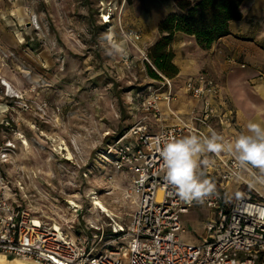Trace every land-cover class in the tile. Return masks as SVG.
<instances>
[{
	"label": "rangeland",
	"instance_id": "374dc122",
	"mask_svg": "<svg viewBox=\"0 0 264 264\" xmlns=\"http://www.w3.org/2000/svg\"><path fill=\"white\" fill-rule=\"evenodd\" d=\"M142 1L0 0V149L9 157L4 165L12 183L22 185L17 197L29 209L64 221L72 217L67 205L74 200L87 221L98 209L92 197L97 190L109 213L130 218L133 184L103 150L108 135L135 121L141 95L154 82L152 71L158 73L152 54L164 33ZM244 2L246 32L210 48L192 36L171 43L173 61L196 65L187 74L205 70L219 81L238 112L236 140L250 134L251 120L264 123V8L246 9ZM129 31L140 38L126 36ZM108 34L122 52L112 51L104 39ZM233 55L234 63L228 60ZM174 77L183 95L178 81L186 75L179 68ZM191 103L182 96L176 107L186 111ZM253 167L264 179V170ZM110 174L113 183L106 180ZM260 189L264 194V186ZM241 191L231 189L229 201ZM211 214L202 206L183 214L182 240L205 241ZM123 262L129 264L127 258Z\"/></svg>",
	"mask_w": 264,
	"mask_h": 264
},
{
	"label": "built area",
	"instance_id": "2783aa9c",
	"mask_svg": "<svg viewBox=\"0 0 264 264\" xmlns=\"http://www.w3.org/2000/svg\"><path fill=\"white\" fill-rule=\"evenodd\" d=\"M107 14H103L105 21L111 17ZM126 36L140 38L136 31ZM228 60L235 62L234 57ZM125 61L133 62L128 51ZM158 73L160 77L153 78L141 95L135 121L104 144L105 159H112L114 168L133 184L130 218L98 208L86 221L74 200L67 205L72 217L64 221L29 209L17 197L22 185L12 183L4 165L9 157L0 149L1 253L46 264H124V258L129 264H264V194L260 189L264 179L251 164L241 165L227 151L229 144L234 145L235 110L222 100L216 78L201 70L183 84V93L199 104L183 112L175 106L181 94L174 77ZM213 133L225 148L218 154L207 151L200 171L213 178L215 192L201 201L186 202L164 179L157 138L196 135L203 140ZM106 180L113 183L114 175ZM233 188L242 191L229 201L227 195ZM197 206L212 213L206 220L205 241H183L182 215Z\"/></svg>",
	"mask_w": 264,
	"mask_h": 264
},
{
	"label": "clouds",
	"instance_id": "9594fccd",
	"mask_svg": "<svg viewBox=\"0 0 264 264\" xmlns=\"http://www.w3.org/2000/svg\"><path fill=\"white\" fill-rule=\"evenodd\" d=\"M113 52H122V47L108 34L104 36ZM109 54H112L111 52ZM250 134H242L234 145L229 144L227 151L233 153L241 165L251 164L264 170V127L249 123ZM221 138L213 133L211 137L201 140L196 135L180 139L163 140L157 138L158 151L165 169L164 179L174 186L179 197L186 201H201L215 192V185L207 179H200L197 174V157L204 151L220 153L225 145L219 143Z\"/></svg>",
	"mask_w": 264,
	"mask_h": 264
},
{
	"label": "trees",
	"instance_id": "16d2710c",
	"mask_svg": "<svg viewBox=\"0 0 264 264\" xmlns=\"http://www.w3.org/2000/svg\"><path fill=\"white\" fill-rule=\"evenodd\" d=\"M242 1L176 0L178 10L168 13L159 21V29L164 34L155 45L152 54L158 70L169 77H174L179 72V66L173 61L175 54L171 47L177 32L194 35L202 48H210L216 40L228 35L231 32L230 22L242 17L240 10ZM152 74L153 78L160 77L159 73L154 71ZM122 130L114 136L108 135L105 143Z\"/></svg>",
	"mask_w": 264,
	"mask_h": 264
},
{
	"label": "crops",
	"instance_id": "0c3cea01",
	"mask_svg": "<svg viewBox=\"0 0 264 264\" xmlns=\"http://www.w3.org/2000/svg\"><path fill=\"white\" fill-rule=\"evenodd\" d=\"M142 2L145 4L144 10H145L146 13H151V14L156 15L158 17L157 18L158 19L157 22L160 21L162 18H164L168 13L178 10V6L176 4V0H143ZM261 3H262V0H245L244 7L246 9L247 8L250 9V8H254V7H262V8H264V4H262V6H260ZM244 14H245V12H244ZM249 28H250V20L247 17V15H244L242 19L240 18V19H237V20H232L230 22L231 33L226 35V36H223V37L219 38L218 42L221 43V42L228 41V40L232 39L233 33H243V32H246ZM190 36H192L193 39L196 41L194 35H189V34H186L184 32L179 31V32H177L175 34V42H174V44L175 43H179L180 41H188V40H190ZM231 57H234V55L231 56ZM174 62L180 68V76L186 75V78L183 80V82L182 81L180 82V80L178 81L179 85H181V83H182V86H180V87L183 89V84H184L185 80L187 79V77L190 76V75L196 74L199 71L197 70L194 73L187 74L189 72L195 71L196 70V65L192 66L189 62L188 63L187 62L183 63L180 59H175ZM181 63H182V66H181ZM208 73H210V72H208ZM211 75H213V74H211ZM174 81H175V77H174ZM218 83H219V81H218ZM219 85H220V83H219ZM175 88L178 91V86L176 85V82H175ZM182 96H183V98H189L192 101L191 105L188 106L189 109L191 107L199 104L198 100H196V99H194L192 97L186 96L184 93H183V95H181V97ZM221 97H222V100H224V102L226 103V105H228L229 107H231V108H233L235 110L236 122H235V125L233 127V135H234L233 144H234L235 141H236V132H237V128L236 127H237V125H240L239 119H238V112H237V109H235L233 103L231 102L229 96L223 91V89H222V92H221ZM176 102H175V106H176ZM177 109H179V108H177ZM189 109H187L186 111L182 110V109H180V110H182L183 112H188ZM169 121H171V118L169 119ZM251 123H256V124L264 127V123L262 121L261 122L258 121V119L257 120L256 119L251 120ZM157 127H158V125L156 126V128ZM186 136H189V135H186ZM206 152L207 151H204L203 153H201L196 158L197 159V169H196V171H198L197 172L198 175H200L202 173V175L206 177L205 179H207L211 183H213V178L210 175L205 174V173L200 171V169L202 167V164H203V160H204V154Z\"/></svg>",
	"mask_w": 264,
	"mask_h": 264
},
{
	"label": "bare ground",
	"instance_id": "6f19581e",
	"mask_svg": "<svg viewBox=\"0 0 264 264\" xmlns=\"http://www.w3.org/2000/svg\"><path fill=\"white\" fill-rule=\"evenodd\" d=\"M113 33L114 32L112 31L111 34L113 35ZM8 87L10 88L11 85L9 84ZM70 154H71V151H70ZM94 194L95 195H93V197H95V205L98 206V208H102L103 211H107V212L111 211L108 205L105 203V201H103L102 199H99L96 192ZM110 214H114V213L110 212ZM0 264H46V263L37 261L35 259L24 258V257H8L4 253L0 252Z\"/></svg>",
	"mask_w": 264,
	"mask_h": 264
}]
</instances>
